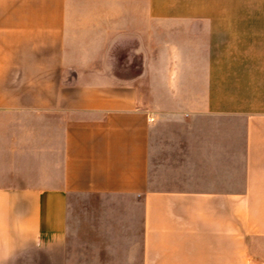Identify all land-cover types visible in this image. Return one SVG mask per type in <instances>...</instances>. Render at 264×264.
<instances>
[{
	"label": "crops",
	"instance_id": "0c3cea01",
	"mask_svg": "<svg viewBox=\"0 0 264 264\" xmlns=\"http://www.w3.org/2000/svg\"><path fill=\"white\" fill-rule=\"evenodd\" d=\"M0 264H264V0H0Z\"/></svg>",
	"mask_w": 264,
	"mask_h": 264
},
{
	"label": "rangeland",
	"instance_id": "374dc122",
	"mask_svg": "<svg viewBox=\"0 0 264 264\" xmlns=\"http://www.w3.org/2000/svg\"><path fill=\"white\" fill-rule=\"evenodd\" d=\"M162 36L165 38V39H169V38H172L173 37V34H162ZM96 58V57H95Z\"/></svg>",
	"mask_w": 264,
	"mask_h": 264
}]
</instances>
